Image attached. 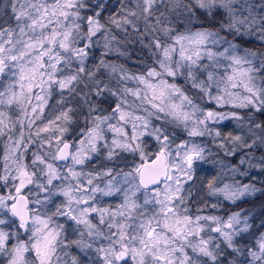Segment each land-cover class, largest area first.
Returning <instances> with one entry per match:
<instances>
[{
    "label": "snow or ice",
    "instance_id": "1",
    "mask_svg": "<svg viewBox=\"0 0 264 264\" xmlns=\"http://www.w3.org/2000/svg\"><path fill=\"white\" fill-rule=\"evenodd\" d=\"M0 145V264H264V0H3Z\"/></svg>",
    "mask_w": 264,
    "mask_h": 264
},
{
    "label": "trees",
    "instance_id": "2",
    "mask_svg": "<svg viewBox=\"0 0 264 264\" xmlns=\"http://www.w3.org/2000/svg\"><path fill=\"white\" fill-rule=\"evenodd\" d=\"M0 3H3V0H0ZM10 13V9L8 10ZM107 15V13H105ZM130 53V59L126 60L127 66L132 69L133 71L137 70L140 65L137 63V61H139L141 58H144L147 60V62H151L150 59H148V52L146 49H142L141 46L137 43H130L128 45V49H127ZM112 59H115V57H112ZM231 125H228L225 130H227V128H230ZM0 148H2V145H0ZM212 165H204L205 169H212ZM253 176H255L257 178V180H264V175L259 174L258 172H253L252 173ZM259 186V185H258ZM199 195H203V193H199ZM193 200L196 201L197 200V195L193 196ZM214 202V201H212ZM264 203V196L261 195H257L256 197H252L249 198V202L248 203H241V207H245V208H252L253 210V215L257 216L256 219V223L259 224L260 220H259V214L264 211V209L261 208V204ZM236 210V208L230 204L225 205V208L220 210L221 215H224L226 212L228 211H234ZM211 211V210H209ZM230 251V250H229Z\"/></svg>",
    "mask_w": 264,
    "mask_h": 264
},
{
    "label": "rangeland",
    "instance_id": "3",
    "mask_svg": "<svg viewBox=\"0 0 264 264\" xmlns=\"http://www.w3.org/2000/svg\"><path fill=\"white\" fill-rule=\"evenodd\" d=\"M178 135H180V134L178 133Z\"/></svg>",
    "mask_w": 264,
    "mask_h": 264
}]
</instances>
